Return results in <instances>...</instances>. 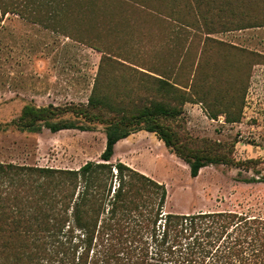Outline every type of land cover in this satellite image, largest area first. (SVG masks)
<instances>
[{"label": "trees", "instance_id": "1", "mask_svg": "<svg viewBox=\"0 0 264 264\" xmlns=\"http://www.w3.org/2000/svg\"><path fill=\"white\" fill-rule=\"evenodd\" d=\"M119 1L133 2L190 29V39L202 42L199 56L205 53L207 42L225 44L210 34L264 26V0L109 2L114 7ZM100 7L92 0H0V19L13 13L47 25L59 23L65 14ZM83 31L87 32L68 37L101 52L86 102L41 107L25 104L11 124L20 132L36 133L45 128L53 133L90 131L92 123H102L103 149L97 160L85 161L75 169L0 162V264H264V219L229 210L165 212L162 183L120 161L110 162L115 143L144 130L187 165L190 177L209 164H229L227 154L214 142L202 140L191 146L156 118L176 117L182 112L181 106L168 100L171 95L204 104L208 118L223 115L227 123L239 120L241 106L230 111L228 103L221 110L206 102L199 84V61L184 83L179 81L177 69L169 77L145 74L151 81L152 97L137 96L133 101L131 89L103 90L106 66L131 67L110 56L99 35ZM112 81L110 78L107 86ZM65 113L73 118H63ZM5 127L0 125V131Z\"/></svg>", "mask_w": 264, "mask_h": 264}, {"label": "rangeland", "instance_id": "2", "mask_svg": "<svg viewBox=\"0 0 264 264\" xmlns=\"http://www.w3.org/2000/svg\"><path fill=\"white\" fill-rule=\"evenodd\" d=\"M92 1L100 9L65 14L59 23L42 25L13 13L0 19V125H6L0 131V162L75 169L98 159L104 146L102 123H92L90 131L53 133L45 128L36 133L20 132L11 124L25 104L41 107L86 102L101 52L69 37L89 29L100 36L110 56L131 67L106 66L103 90L131 89L133 101L137 96L152 97L151 81L145 74L169 77L177 69L179 81L184 83L199 61V84L206 102L221 110L228 103L230 111L241 106L239 120L227 123L223 115L208 118L204 104L171 95L168 100L181 106L182 112L176 117L156 118L191 146L202 140L214 142L227 154L229 164H209L190 177L187 165L144 130L115 143L110 162L120 161L162 183L165 212L229 210L264 219V26L210 34L225 44L207 42L205 53L199 56L202 42L190 39V29L165 15L129 1H119L114 7L111 0ZM110 78L113 81L107 86ZM62 117L73 118L70 113ZM129 259L132 261V253Z\"/></svg>", "mask_w": 264, "mask_h": 264}]
</instances>
